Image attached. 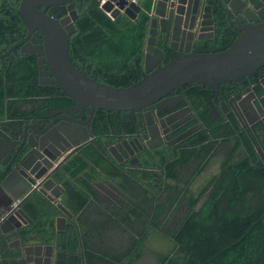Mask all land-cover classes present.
<instances>
[{"label":"flooded vegetation","instance_id":"obj_1","mask_svg":"<svg viewBox=\"0 0 264 264\" xmlns=\"http://www.w3.org/2000/svg\"><path fill=\"white\" fill-rule=\"evenodd\" d=\"M20 1L0 0V264H158L169 249L154 239L185 251L175 240L191 213L218 231L239 205L262 202L264 64L215 87L186 84L138 112L85 108L57 86L44 35L16 15ZM199 3L182 43L181 29L168 30L149 7L159 65L228 48L264 24V0ZM186 17L178 20L190 26ZM83 52L68 47V62L91 78L108 74L102 50Z\"/></svg>","mask_w":264,"mask_h":264},{"label":"water","instance_id":"obj_2","mask_svg":"<svg viewBox=\"0 0 264 264\" xmlns=\"http://www.w3.org/2000/svg\"><path fill=\"white\" fill-rule=\"evenodd\" d=\"M74 0H21L16 15L29 31L42 32L45 49L46 65L54 77L57 86L87 108L102 109L106 112L140 111L151 105L173 89L186 84L215 87L221 82L237 81L251 75L264 64V24L250 25L243 35L236 39L228 48L206 53H185L181 57L169 59L159 65L160 53L152 50L153 43L146 41V49L142 55L143 73L141 79L125 87H109L95 81L91 76L68 62L67 38L73 35L72 23L77 18L73 9ZM100 10L111 20H116L119 14L135 20L142 11L141 0H96ZM149 7L157 8L161 14V22L167 23L168 30L174 33L179 27L176 39L180 43L187 41L185 36L194 35L197 25L199 0H191V11L187 13L185 0H145ZM42 7V11H37ZM57 8L61 14L49 18L44 14L46 8ZM67 16L56 22L58 17ZM185 13V15H184ZM191 17L190 26L178 20ZM156 21L152 22L154 28ZM154 34L152 33L151 36ZM184 38L185 40H182ZM19 217H25L22 210ZM0 216V222H1ZM4 233V232H3ZM24 252L22 251V254Z\"/></svg>","mask_w":264,"mask_h":264},{"label":"trees","instance_id":"obj_3","mask_svg":"<svg viewBox=\"0 0 264 264\" xmlns=\"http://www.w3.org/2000/svg\"><path fill=\"white\" fill-rule=\"evenodd\" d=\"M72 5L77 18L73 22L74 34L67 38L68 47L86 49L91 54L96 49L102 50L108 66L106 76L92 78L109 87H125L141 79L142 55L150 36L149 2L135 20L122 14L116 20L109 19L96 0H74ZM96 42L101 44L94 47L92 44ZM89 52H83L82 56L92 59ZM23 82L32 83V77L19 80ZM258 193L262 202L255 199L252 207L239 205L236 218L221 221L218 231L211 228L212 224L197 220L198 214L191 213L175 240L185 251L178 248L169 253L168 250L157 263L264 264V189Z\"/></svg>","mask_w":264,"mask_h":264},{"label":"rangeland","instance_id":"obj_4","mask_svg":"<svg viewBox=\"0 0 264 264\" xmlns=\"http://www.w3.org/2000/svg\"><path fill=\"white\" fill-rule=\"evenodd\" d=\"M159 236H157L158 238ZM157 238H155L154 240V243L156 246H159L161 247L164 251L163 253L165 252V250L167 251V249H169V253L173 252L174 251H177V247H175L174 245H171V241L169 239H163L161 238L162 241H159ZM166 255V254H164ZM163 256H160L159 258H161Z\"/></svg>","mask_w":264,"mask_h":264},{"label":"built area","instance_id":"obj_5","mask_svg":"<svg viewBox=\"0 0 264 264\" xmlns=\"http://www.w3.org/2000/svg\"><path fill=\"white\" fill-rule=\"evenodd\" d=\"M99 7H100V4H99ZM106 16L108 17V15L106 14Z\"/></svg>","mask_w":264,"mask_h":264},{"label":"crops","instance_id":"obj_6","mask_svg":"<svg viewBox=\"0 0 264 264\" xmlns=\"http://www.w3.org/2000/svg\"><path fill=\"white\" fill-rule=\"evenodd\" d=\"M160 255L162 256L163 254L161 253ZM160 255H159V257H160Z\"/></svg>","mask_w":264,"mask_h":264}]
</instances>
